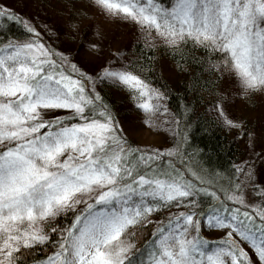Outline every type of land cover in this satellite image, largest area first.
Masks as SVG:
<instances>
[{"label":"snow or ice","instance_id":"obj_1","mask_svg":"<svg viewBox=\"0 0 264 264\" xmlns=\"http://www.w3.org/2000/svg\"><path fill=\"white\" fill-rule=\"evenodd\" d=\"M89 7L93 19L135 23L149 48L158 40L173 53L203 49L209 70L237 95L264 100V0H89ZM0 16L26 33L0 36V264H264V144L257 151L254 134L248 157L228 169L194 164L183 131L191 109L172 114L166 90L147 81L143 63L105 44L102 31L88 41L80 32L100 61L88 72L73 59L79 47L45 42L51 27L41 30L7 5ZM105 82L130 90L146 125L157 126V113L172 116L177 142L131 143L98 90ZM227 103L222 89L212 108L241 129ZM47 245L52 250L37 259Z\"/></svg>","mask_w":264,"mask_h":264},{"label":"trees","instance_id":"obj_2","mask_svg":"<svg viewBox=\"0 0 264 264\" xmlns=\"http://www.w3.org/2000/svg\"><path fill=\"white\" fill-rule=\"evenodd\" d=\"M37 1L44 4L47 10L59 11V15L65 16L66 22L70 26L74 22L78 25L84 24L81 20H89V16L94 10L89 7V0ZM15 13L21 17L18 12ZM80 13H86L87 15H81ZM21 20H23L22 17ZM0 28L3 29L0 36L17 38L26 36L21 22L7 16H0ZM141 36L142 38L132 41H123V44L121 43L122 45L118 47L125 50L126 56L143 63V74L150 84L162 91L166 90L167 100L164 103H166L172 114L181 112L185 104L191 109L190 113L184 114V119L187 120L190 127H185L183 131L188 133V140L184 147L187 149V155L191 156L193 163L202 164L205 168L211 166V168L220 170L228 169L230 165L238 163L237 160L242 153L237 139L238 135L245 137L248 133L257 130L258 127L255 123V114H252L253 105L259 98L258 94L251 98L239 95V97H236V105H239L240 112L235 117H237V120L243 121L244 124L241 129L236 128L237 136L235 138L234 130L224 125L217 112L212 108L213 101L217 99L218 91L223 89V84L226 82L225 79H218L215 71L209 70L208 54L201 48H193L190 44L187 45L184 52L173 53L158 40L149 48L147 46L149 42L145 40L142 32ZM141 36L139 35V37ZM44 40L49 44L46 35ZM141 57H144L143 61L140 60ZM212 60H215V57H212ZM205 82H211L210 86L205 87ZM98 90L102 92L111 105L113 112L116 113V119L120 122L126 134L129 128H133V130L148 128L162 136L168 147L177 142L174 132H170L160 122V120H167L163 112L157 113L154 117L157 126L150 127L143 122L144 113L136 107L130 90L107 82L99 85ZM123 116L127 117V121L130 123L129 127L125 126L126 123L122 121ZM161 116L163 118L159 119L158 117ZM168 118V121H170L173 117L169 116ZM173 128H175L174 124ZM231 130L233 133H231ZM127 136L131 143L144 145L139 143L136 135L129 133ZM151 146L159 147L156 145ZM70 221L71 213L68 215L62 214L59 217L61 224ZM148 232L150 234V229H148ZM204 235L209 234L205 232ZM56 238V236H52L53 240ZM144 239H147V236L137 239V247H140ZM51 250V245H47L39 248L33 255L40 259Z\"/></svg>","mask_w":264,"mask_h":264},{"label":"rangeland","instance_id":"obj_3","mask_svg":"<svg viewBox=\"0 0 264 264\" xmlns=\"http://www.w3.org/2000/svg\"><path fill=\"white\" fill-rule=\"evenodd\" d=\"M4 5H7L8 9L18 12L21 15L22 19L26 17L33 23L39 24L41 30H43L45 26L51 27L52 31L48 33L46 37L47 42H49V44L53 47H59L63 51L71 50L73 52L76 48L79 47L80 51L78 53H75L73 59L79 64L81 68L88 72H95L96 66L100 61L95 55H93L92 52L86 50L84 45L80 44L81 31H83L86 41L99 40L100 37L95 35L94 33L96 31H102L104 43L110 44L113 49L121 46L123 44V41L128 42L138 38H142L141 31L138 29L137 25L124 19L123 17L105 18L97 16L95 19H93L90 15L89 20L85 21L84 19H82L81 22H84V24L79 25V30H75L72 28V25L70 26L69 23L66 22L67 19H65V16H63L62 14L59 15V11H55L53 9H45L44 4L40 3V1L0 0V8H3ZM90 24L91 27H87ZM58 32L60 33V39H56V34ZM74 32L76 38L72 39V34ZM139 35L141 37H139ZM105 55H107V52H105ZM225 82L226 83L223 84V89L227 90L228 97V103L225 105L226 114L230 118L237 119V117L235 116H238L240 107L239 105H236L235 99L239 96L236 94L235 88L233 87L231 82L226 78ZM258 96L259 98H257L256 103L253 105L254 109L252 111V114H255V123L258 126L257 130L252 132L255 137L257 151H259L261 145L264 144V139H262V137H264V100L261 99L260 94H258ZM125 116L122 117V121L126 123L125 126L127 125V127H129L130 123H128L127 117ZM158 118L161 119L163 117L161 116ZM168 120L169 118H167V120H160L161 124H164L167 129L169 122ZM221 121L223 122L222 119ZM230 129H233L234 133L236 134V128ZM126 132L127 134L130 133L136 135L139 143L141 144L168 147L165 139H163L162 136L157 134V132H154L152 129L140 128L133 130V128H129V130H127ZM231 133H233V131ZM235 134L234 137L236 138L237 134ZM248 134L245 137L239 135L237 137L240 148L242 150L241 156H239L237 160L238 162L248 157L250 151V137ZM171 136L169 137L171 138Z\"/></svg>","mask_w":264,"mask_h":264}]
</instances>
